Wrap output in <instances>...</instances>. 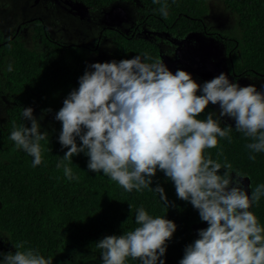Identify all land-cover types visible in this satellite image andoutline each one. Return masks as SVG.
<instances>
[{"label":"clouds","instance_id":"1","mask_svg":"<svg viewBox=\"0 0 264 264\" xmlns=\"http://www.w3.org/2000/svg\"><path fill=\"white\" fill-rule=\"evenodd\" d=\"M167 8V4L160 8L162 16L168 15ZM150 59L145 53L143 59L136 55L87 66L79 88L70 92L55 115L62 123L59 143L68 149L57 167L85 153L89 171L102 172L127 192L144 188L157 192L168 207L164 188L150 187L159 170L174 184L178 199L190 203L208 225L185 247L179 264H264V227L249 210L264 196V184L249 196L239 175L232 177L231 164L225 163L221 175V164L204 154L218 145L217 137L230 139L232 127H221L224 117L235 121V131L253 139L248 149L264 152V92L230 82L225 73L200 85L189 73L173 74L162 59L148 63ZM210 103L219 104V116L210 112L206 119H198ZM23 117L31 127L12 131L10 139L33 157L34 167L39 166L40 142L48 133L41 134L31 107L23 109ZM64 172L73 179L71 168ZM135 222L134 230L96 243L103 264H126L129 257L140 264H165L166 242L176 224L153 218L143 207ZM14 247L24 249V244ZM0 256L3 264H52L33 249Z\"/></svg>","mask_w":264,"mask_h":264},{"label":"trees","instance_id":"2","mask_svg":"<svg viewBox=\"0 0 264 264\" xmlns=\"http://www.w3.org/2000/svg\"><path fill=\"white\" fill-rule=\"evenodd\" d=\"M223 1L237 16L238 38L208 30L206 0H81L87 9H103L114 2L136 3L140 21L135 32L105 27L93 45L66 44L53 39L44 22L36 18L29 23L33 24L42 46L40 54L27 50L16 36H5L0 28V86L4 59L10 58L12 70H8L4 78L8 91L17 100L6 110L5 123H0V154L15 146L10 139L12 131L31 127L23 117V102L31 101L41 111L58 112L70 92L79 88V78L87 68L86 54L96 49L103 38L111 41L112 61L132 59L136 55L143 59L145 53L151 57L148 63L157 60L158 43L136 35L143 24L172 37L210 34L222 42L225 65L232 75L264 77V0ZM164 4L168 5L167 16L160 13ZM27 24V21L22 23L19 30ZM48 109L51 111H46ZM210 112L214 114L211 103L197 118L206 119ZM225 126L228 125L221 122V127ZM61 131L62 123L40 142L42 162L39 166L34 167L33 157L22 149L6 162H0V229L9 235L13 246L24 244V249L15 250L33 249L56 264L61 245L60 237L54 232L57 229L67 232L79 247L101 252L96 245L98 241L138 227L135 217L137 210L143 207L153 218H165L176 224L177 230L166 242L167 251L162 259L165 264H179L185 247L195 240L192 226L201 219L190 203L178 199L170 179L158 170L150 185L153 189L157 184L164 188L170 202L166 207L157 192L148 188L127 192L102 172L89 171V157L85 153L57 167L68 151L59 143ZM229 135L230 139L217 137L218 145L205 149V157L210 156L221 164V175L226 170L225 163L231 164L232 173L248 179L251 196L257 186L264 184V152L248 149L246 146L254 141L242 132L233 129ZM77 144H81L78 138ZM250 156H255V160ZM65 167L71 168L73 179L65 175ZM250 209L264 227V196ZM126 264H140V261L129 257Z\"/></svg>","mask_w":264,"mask_h":264},{"label":"rangeland","instance_id":"3","mask_svg":"<svg viewBox=\"0 0 264 264\" xmlns=\"http://www.w3.org/2000/svg\"><path fill=\"white\" fill-rule=\"evenodd\" d=\"M208 13L205 17L206 27L210 32L223 36L238 38L237 16L231 13L223 0H206ZM41 19L50 36L66 44L93 45L99 38L100 31L105 27H115L124 32H135L140 21L138 6L134 2H114L103 9H87L81 0H0V28L7 37L16 36L18 42L30 52L40 54L42 46L33 24L29 22ZM28 24L19 30V26ZM137 36L145 40H155L159 46V58L168 69L175 74L177 70L189 73L200 85L214 77L225 73L230 82L241 87L254 85L258 91L264 92V77H235L224 60V46L218 38L206 33H189L184 37H172L166 32H157L143 24ZM112 44L109 38H103L96 49L86 54L87 66L93 63L111 62ZM12 60L4 59L0 86V123L6 121V110L17 101L8 89L4 74L8 71ZM23 107H31L33 116L40 124L41 134L58 129L59 121L55 120L57 112L41 111L31 101H24ZM214 114L219 116V104L213 105ZM31 126V122L26 120ZM221 122L235 129V121L231 118H221ZM16 146L0 154V162H6L14 156ZM236 174L232 173L235 178ZM240 177V176H239ZM240 183L250 196V185L247 178L240 177ZM1 206V205H0ZM251 211V209H249ZM206 222H198L192 226L195 240L198 230L206 229ZM60 237L61 245L56 256V264H103L101 252L81 248L76 245L67 232L55 229ZM16 250L9 235L0 229V253L15 254ZM0 264L3 257L0 256Z\"/></svg>","mask_w":264,"mask_h":264}]
</instances>
